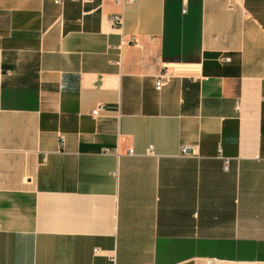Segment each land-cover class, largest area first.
<instances>
[{
    "label": "crops",
    "instance_id": "1",
    "mask_svg": "<svg viewBox=\"0 0 264 264\" xmlns=\"http://www.w3.org/2000/svg\"><path fill=\"white\" fill-rule=\"evenodd\" d=\"M0 264H264V0H0Z\"/></svg>",
    "mask_w": 264,
    "mask_h": 264
},
{
    "label": "built area",
    "instance_id": "2",
    "mask_svg": "<svg viewBox=\"0 0 264 264\" xmlns=\"http://www.w3.org/2000/svg\"><path fill=\"white\" fill-rule=\"evenodd\" d=\"M62 1L63 0H56V3L58 4H62ZM85 1H89V0H85ZM117 4H130V3H134L136 2L137 0H115ZM186 11L184 10V13ZM111 24L116 27V28H121L122 25H123V17L120 16V15H116V16H113L111 18ZM226 61H230L229 58H226ZM170 79V76L167 74V73H163L157 80L156 82V89L158 91H160L163 86L169 81ZM102 108H98L97 110H95L93 112V116L96 117L99 115L100 111H101ZM63 144V143H62ZM132 153V152H131ZM183 154L184 155H187L189 154L188 150L186 148L183 149ZM97 253H99V251H97Z\"/></svg>",
    "mask_w": 264,
    "mask_h": 264
}]
</instances>
